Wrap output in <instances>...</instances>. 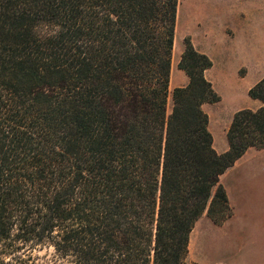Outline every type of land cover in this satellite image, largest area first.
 Here are the masks:
<instances>
[{
    "label": "trees",
    "instance_id": "16d2710c",
    "mask_svg": "<svg viewBox=\"0 0 264 264\" xmlns=\"http://www.w3.org/2000/svg\"><path fill=\"white\" fill-rule=\"evenodd\" d=\"M179 1L0 0V264L45 245L54 264H187L203 216L233 217L221 178L264 149V77L219 153L191 40L169 110Z\"/></svg>",
    "mask_w": 264,
    "mask_h": 264
},
{
    "label": "rangeland",
    "instance_id": "374dc122",
    "mask_svg": "<svg viewBox=\"0 0 264 264\" xmlns=\"http://www.w3.org/2000/svg\"><path fill=\"white\" fill-rule=\"evenodd\" d=\"M193 6L190 17H178L169 110L173 90L181 86L175 84L176 76L185 75L179 63L186 42L191 40L214 63L210 77L222 101L208 108L210 131L216 150L223 152L228 147L226 134L234 115L243 109L256 111L262 106L248 92L264 77V0H194ZM240 172L243 171L230 172L225 178L230 187L234 217L218 226L204 215L191 235L187 264H241L238 240L247 239L249 232L239 228V222L253 203L241 194L237 176L244 172ZM258 204L264 205V202ZM55 260L54 249L45 245L35 249L27 264H54Z\"/></svg>",
    "mask_w": 264,
    "mask_h": 264
},
{
    "label": "crops",
    "instance_id": "0c3cea01",
    "mask_svg": "<svg viewBox=\"0 0 264 264\" xmlns=\"http://www.w3.org/2000/svg\"><path fill=\"white\" fill-rule=\"evenodd\" d=\"M174 72L175 71L173 66L172 76ZM210 72L211 69L207 71L206 77L210 82H212L215 90L217 91V87L210 77ZM174 82L176 85L179 84L181 85L180 87H184L189 83V78L186 74L182 75L181 73H178ZM172 83L173 82L171 80V84ZM217 104H205L203 106L204 111L209 115L210 118L209 129L211 125V114L208 108L209 106H212V108H214ZM228 148L229 147H227L226 150H223V152L219 153L226 152ZM237 170H242L244 172H240L241 174H243L237 176L241 194L244 198H247L246 200L249 203L250 200L253 203V205L246 209V216L239 222V228L247 230L249 232V236L247 239L238 240L240 246L238 251L240 263L264 264V205L258 204L259 201L264 202V200H262L264 199V149H249L247 153L222 176L221 182L227 190L229 199L230 187L229 184H226L225 178L229 175L230 172ZM232 218L225 222L223 225L229 223ZM200 221L197 223V225L200 223Z\"/></svg>",
    "mask_w": 264,
    "mask_h": 264
},
{
    "label": "bare ground",
    "instance_id": "6f19581e",
    "mask_svg": "<svg viewBox=\"0 0 264 264\" xmlns=\"http://www.w3.org/2000/svg\"><path fill=\"white\" fill-rule=\"evenodd\" d=\"M193 4H194V0H180L178 17H187V16L190 17L194 8Z\"/></svg>",
    "mask_w": 264,
    "mask_h": 264
}]
</instances>
